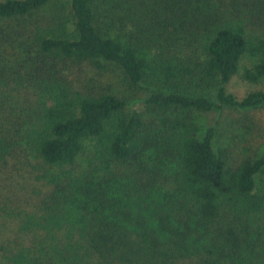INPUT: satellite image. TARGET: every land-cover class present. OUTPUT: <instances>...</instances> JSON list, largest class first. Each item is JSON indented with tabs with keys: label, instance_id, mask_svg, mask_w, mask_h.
Listing matches in <instances>:
<instances>
[{
	"label": "trees",
	"instance_id": "1",
	"mask_svg": "<svg viewBox=\"0 0 264 264\" xmlns=\"http://www.w3.org/2000/svg\"><path fill=\"white\" fill-rule=\"evenodd\" d=\"M54 1L0 0L1 170L11 151L8 125L1 123L3 85H7L3 84V75L17 68L32 69L40 58H53L87 62L104 74L120 73L129 88H139L148 65L137 47L120 40L119 32L127 26L145 31L151 24L153 30H158L151 39L161 48L153 70L164 85L191 76L200 83L198 86L215 88L213 98L179 91L152 93L146 103L154 110L212 112L264 107V89L243 99L227 92L245 57L252 64L244 69L242 79L264 88V37L248 38L246 25L228 18L226 13L239 17L229 11L233 0H170L167 10H162L165 17L149 13L147 10L153 9L146 0H69L71 21L65 18L50 31L35 24L26 30L31 23L27 22ZM185 20L196 23L194 31L202 55L197 74L182 60L178 49L170 50V39L158 43L161 34L179 31ZM47 72L45 68L40 74L36 69L31 71L32 77L44 83V93L38 101L35 144L45 164H73L87 138L103 141L109 155L118 161H128L151 146L146 121L127 108L132 102L112 93L71 98L63 85L53 83L56 76ZM174 127L178 135L171 142L168 156L176 164L182 183L170 195L171 219H152L148 212V220L135 223L115 212L114 218H109L103 188H88L81 197L76 196L79 200L69 199L53 213L46 210L11 229L10 223L1 219L5 209L0 200V264H235L237 252L233 247L240 251L239 256H243L241 250L246 254L251 249L252 254L253 244L243 235L250 234L248 227L237 226L244 216L264 207V198L255 193L258 176L264 171V158L243 162L230 170L215 150V128L209 127L202 134L192 116L177 118ZM153 180L149 178L147 184L151 186ZM151 190L153 195L149 191L147 200L153 213L154 208H163L166 203L161 194L155 193L162 191L161 187ZM223 203L236 216L215 228L213 223ZM86 207H92L95 214L88 215ZM8 229L12 235H5ZM238 232L245 238L244 243ZM249 264H264V258L249 260Z\"/></svg>",
	"mask_w": 264,
	"mask_h": 264
},
{
	"label": "rangeland",
	"instance_id": "2",
	"mask_svg": "<svg viewBox=\"0 0 264 264\" xmlns=\"http://www.w3.org/2000/svg\"><path fill=\"white\" fill-rule=\"evenodd\" d=\"M169 1L146 0L150 9H153L147 11L165 17L162 10H167ZM232 3L233 6L230 5L229 11L239 14V17L226 13L228 18L243 22L247 27L248 38L264 37V0H233ZM71 13L69 0H55L33 16L27 22V24L31 22L30 25L25 29L29 30L35 24L50 31L65 18L71 21ZM195 16L201 17L198 13H195ZM152 27L151 24L146 25V30L141 31L134 26H127L125 31H118L120 40L137 47L141 51L140 55L147 62L145 80L139 88H129L120 73L104 74L87 62L58 61L53 58H40L32 69L26 71L17 68L3 75V84L7 85H3L5 89L2 93L4 102L1 108V123L3 126L8 125L7 140L11 145V151L6 158L7 165L4 171L1 170L2 167L0 168V200L5 209L1 219L9 222L11 229L46 210L48 213H53L62 208L67 200L81 197V193L86 192L88 188L98 191L103 188L104 200L109 204V206L104 205L107 207L105 213L109 218H114L112 213L115 212L130 219V223H135L139 219L148 220L145 215L148 212L152 219H160L162 216L171 219L168 208L170 195L173 189L178 188L182 183L176 164L172 163L168 156V150L172 147L171 142L178 135V130L174 127L177 118L183 120L187 116H192L193 122L201 129L202 134L209 127L215 128L217 133L215 150L222 155L230 170H235L243 162L264 158V107L246 111L224 108L212 112L177 110L174 113H161L146 103L155 92L201 93L213 98L215 90V88L206 89L204 85L198 86L200 83L191 76L173 85H164L160 82L153 67L156 55L161 53V48L151 41L158 34V30L155 31ZM194 27H196L195 22L185 20L182 29L178 28L179 31L174 33L161 34L158 43L160 44L165 38L170 39V50L178 49L182 60H185L197 74L202 55ZM132 34L135 37L131 38ZM32 48L34 51L35 47ZM251 64L252 60L249 57L243 58L238 74L227 86V92L238 99L264 89L261 84H250L242 79L244 69ZM43 68L48 71L46 74L53 75L54 78L56 76L57 80L53 83L63 85L71 98L112 93L132 102L127 108L138 112L146 121V130H144L153 140L151 146L139 151L128 161H118L109 155L103 141L87 138L83 142L82 152L73 164L58 166L45 164L35 144L38 101L44 93L42 91L44 83L32 77L33 73H31L36 69L38 70L36 74H40ZM53 70L56 74L52 72ZM149 178L155 180L152 181L151 186L147 184ZM158 187L163 190H155V193L161 194L166 204L163 208L153 205L157 210L154 208L152 213L153 207L148 203L147 195L149 191L153 195L154 191L152 192L151 189ZM255 193L264 198V171L258 176ZM220 208L219 217L213 223L215 228L225 221L231 222L236 216L232 215L228 204L226 206L223 203ZM86 212L88 215L95 214L92 207H86ZM237 227L239 229L248 227L250 234L244 232L243 235L250 239L248 242L253 244L254 251L251 254V249H248L245 254V251L241 250L243 256H239L240 251L233 247L237 252V256L233 257L234 263L249 264V260L257 262V257L264 258V207L244 216ZM5 233V235L13 234L9 229ZM237 235L244 243L243 235L240 233ZM254 242H258L259 246H255ZM240 246L243 247L241 244Z\"/></svg>",
	"mask_w": 264,
	"mask_h": 264
}]
</instances>
